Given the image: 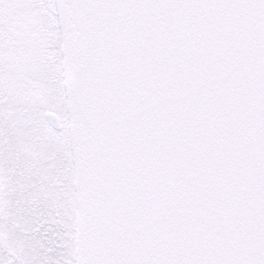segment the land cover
Returning <instances> with one entry per match:
<instances>
[{
	"label": "snow or ice",
	"instance_id": "snow-or-ice-1",
	"mask_svg": "<svg viewBox=\"0 0 264 264\" xmlns=\"http://www.w3.org/2000/svg\"><path fill=\"white\" fill-rule=\"evenodd\" d=\"M0 264H264V0H0Z\"/></svg>",
	"mask_w": 264,
	"mask_h": 264
}]
</instances>
